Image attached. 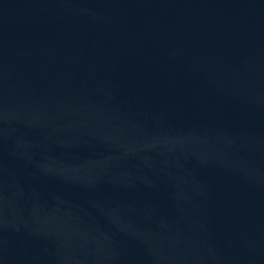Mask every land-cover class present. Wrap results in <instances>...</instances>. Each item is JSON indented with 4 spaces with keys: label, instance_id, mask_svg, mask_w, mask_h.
Instances as JSON below:
<instances>
[{
    "label": "water",
    "instance_id": "1",
    "mask_svg": "<svg viewBox=\"0 0 264 264\" xmlns=\"http://www.w3.org/2000/svg\"><path fill=\"white\" fill-rule=\"evenodd\" d=\"M0 264H264V0H0Z\"/></svg>",
    "mask_w": 264,
    "mask_h": 264
}]
</instances>
